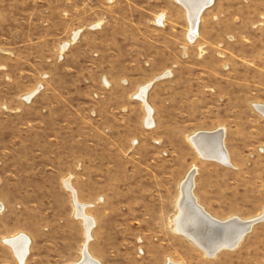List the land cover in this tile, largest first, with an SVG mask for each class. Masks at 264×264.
Wrapping results in <instances>:
<instances>
[{
    "label": "rangeland",
    "instance_id": "obj_1",
    "mask_svg": "<svg viewBox=\"0 0 264 264\" xmlns=\"http://www.w3.org/2000/svg\"><path fill=\"white\" fill-rule=\"evenodd\" d=\"M187 13L177 0H0V264H75L86 243L101 264H264V221L213 256L174 222L194 168L213 217L264 212V0H217L193 39ZM227 124L243 128L239 170L190 140ZM20 234L23 261L6 241Z\"/></svg>",
    "mask_w": 264,
    "mask_h": 264
},
{
    "label": "bare ground",
    "instance_id": "obj_2",
    "mask_svg": "<svg viewBox=\"0 0 264 264\" xmlns=\"http://www.w3.org/2000/svg\"><path fill=\"white\" fill-rule=\"evenodd\" d=\"M188 10V17L191 22V38L197 34V22L202 10L207 3L212 0H179ZM211 4V3H210ZM190 38V39H191ZM150 87V86H149ZM148 86L141 89L139 97L145 101V91ZM149 111L148 124H151V108L146 104ZM224 129L220 128L212 132H196L191 136L190 140L196 147L201 156L209 159L218 160L222 163L229 164L227 149L223 142ZM189 173V172H188ZM195 168L190 172L186 180L181 185V197L179 199V213L175 218V230L183 233L187 238L192 240L196 245L201 247L207 255L213 256L223 248H234L243 239L246 231L252 228L256 220H243L239 217L229 218L227 220H219L207 213L202 206L197 203V198L192 193L194 187ZM66 185L74 193L78 216L84 219L87 229V240L95 225V220L84 212L86 205L77 201L75 190L68 179ZM2 204L0 203V210ZM248 229V230H247ZM6 241L12 246L15 254L23 261L28 253L30 239L25 234H20ZM87 244V243H86ZM83 249V259L75 264H101L93 259L86 249ZM173 264V263H170Z\"/></svg>",
    "mask_w": 264,
    "mask_h": 264
},
{
    "label": "crops",
    "instance_id": "obj_3",
    "mask_svg": "<svg viewBox=\"0 0 264 264\" xmlns=\"http://www.w3.org/2000/svg\"><path fill=\"white\" fill-rule=\"evenodd\" d=\"M216 1L217 0H212V2L210 3H207V5L205 6V8L202 10L200 16H199V19H198V22H197V34H199L200 32V29H201V22H202V17L203 15L205 14V12L210 9L211 7H213L215 4H216ZM177 2H179L183 8L186 9V13L188 12L187 8L185 7V5L183 3H181L179 0H177ZM187 17H188V13H187ZM190 20V19H188ZM103 30V29H102ZM97 32L100 31V29H97L96 30ZM171 73V72H170ZM169 71L165 72L164 74L160 75L159 77H157L156 79L154 80H162L163 78H166V75L167 74H170ZM145 86H148L147 90L145 91V102L143 99H140L145 103V108H146V104H149L150 108H151V118H152V113L155 112V108L149 103L148 101V96H149V91L151 90V83L149 84H146ZM143 86V87H145ZM150 86V87H149ZM142 87V88H143ZM256 108L258 110V113L262 116L261 117V120L264 122V104H256ZM147 110V108H146ZM148 112V110H147ZM152 121H153V118H152ZM238 121V120H237ZM239 121H241V117L239 118ZM153 123V122H152ZM235 123H236V120H235ZM237 126V125H236ZM235 126V127H236ZM229 128H232V127H229V125L227 124V129L226 127H224V138H223V142L224 144H226L227 146V155H228V160H229V163L230 165H228L227 167L230 168V169H234V170H239L240 167L237 165V162L238 161H241L243 159V154H242V151L239 149V144H241V139L239 140L240 138V135H239V130L243 129L242 127H237V128H233L231 131ZM220 129V128H219ZM217 130V129H216ZM199 132H212V131H215V130H198ZM76 143H81V141H78ZM75 190V188H73ZM75 193H76V190H75ZM203 208L209 213L211 214L208 210H207V207L206 206H203ZM212 215V214H211ZM262 215H264V212L255 217V218H251V219H243V220H253V219H256V218H259V217H262ZM213 216V215H212ZM240 218V217H239ZM242 219V218H241ZM261 221H264V218H262L260 221L258 222H261ZM256 222V223H258ZM254 223V224H256ZM253 224V225H254ZM253 228V227H252Z\"/></svg>",
    "mask_w": 264,
    "mask_h": 264
},
{
    "label": "water",
    "instance_id": "obj_4",
    "mask_svg": "<svg viewBox=\"0 0 264 264\" xmlns=\"http://www.w3.org/2000/svg\"><path fill=\"white\" fill-rule=\"evenodd\" d=\"M260 220H261V219L256 220L255 223L258 222V221H260ZM247 230H248V229H247ZM250 230H251V228H250L248 231H246L245 234H247Z\"/></svg>",
    "mask_w": 264,
    "mask_h": 264
}]
</instances>
